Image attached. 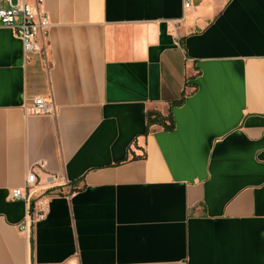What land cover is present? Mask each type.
Instances as JSON below:
<instances>
[{
	"label": "crops",
	"instance_id": "obj_1",
	"mask_svg": "<svg viewBox=\"0 0 264 264\" xmlns=\"http://www.w3.org/2000/svg\"><path fill=\"white\" fill-rule=\"evenodd\" d=\"M27 1L49 26L27 60L0 27V264H264V0Z\"/></svg>",
	"mask_w": 264,
	"mask_h": 264
},
{
	"label": "built area",
	"instance_id": "obj_2",
	"mask_svg": "<svg viewBox=\"0 0 264 264\" xmlns=\"http://www.w3.org/2000/svg\"><path fill=\"white\" fill-rule=\"evenodd\" d=\"M8 8H0V27L9 28L20 39L24 60L29 58L33 52L44 51V40L47 35L49 19L47 14L40 9L39 1L29 2L19 0L13 4L8 0ZM191 0H183V6L189 7ZM25 112L31 114H49L55 112V105L52 100H46L41 96L32 99L30 105L24 107ZM33 167L43 168V161H38L31 166L25 178L24 187H16L9 191V197L13 200L28 201L30 189L36 184V173ZM46 213V206L43 201L37 200L21 224V230L28 231Z\"/></svg>",
	"mask_w": 264,
	"mask_h": 264
},
{
	"label": "trees",
	"instance_id": "obj_3",
	"mask_svg": "<svg viewBox=\"0 0 264 264\" xmlns=\"http://www.w3.org/2000/svg\"><path fill=\"white\" fill-rule=\"evenodd\" d=\"M182 100H183V96H181V98H179L178 100H173L169 103L171 105L172 104L178 105L182 102ZM155 123H162L167 128H171L173 125L172 120L170 118V114H168L167 116H162L157 111H149L147 113V126H150Z\"/></svg>",
	"mask_w": 264,
	"mask_h": 264
}]
</instances>
